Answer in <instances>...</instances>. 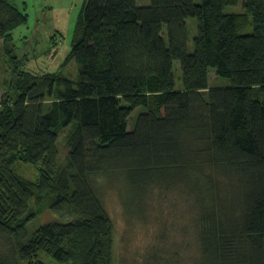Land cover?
Returning a JSON list of instances; mask_svg holds the SVG:
<instances>
[{"label": "trees", "instance_id": "trees-1", "mask_svg": "<svg viewBox=\"0 0 264 264\" xmlns=\"http://www.w3.org/2000/svg\"><path fill=\"white\" fill-rule=\"evenodd\" d=\"M237 4L86 0L65 61L75 60V79L13 67L14 91L0 101V264H47L41 253L111 264L107 182L118 184L131 215L126 192L144 202L143 214L152 191L181 189L198 245L189 264H264V0L226 10ZM188 17L197 20L192 51ZM26 20L0 0L5 42ZM210 68L230 86L210 87ZM64 128L69 152L59 163ZM15 161L36 166L37 179ZM45 209L53 219L34 225ZM176 256L156 248L138 264H178Z\"/></svg>", "mask_w": 264, "mask_h": 264}, {"label": "rangeland", "instance_id": "rangeland-1", "mask_svg": "<svg viewBox=\"0 0 264 264\" xmlns=\"http://www.w3.org/2000/svg\"><path fill=\"white\" fill-rule=\"evenodd\" d=\"M27 15L25 23L11 31V39L5 42L0 37V101L8 91H14L10 82L17 70L26 71L34 76L45 73H61L69 78L77 77L74 59L65 63L71 49L73 27L79 11L86 0H6ZM146 3L149 0H138ZM200 2V0H195ZM242 9V0L236 6H229L227 11ZM188 29L187 50H193V38L197 34L195 17L186 18ZM251 31L249 24L243 32ZM8 50H11L10 52ZM9 53L11 55H9ZM173 72L175 89L182 90V70L179 62L174 61ZM210 87L230 86V80L217 76L215 70H209ZM143 108H136L130 115V124ZM68 128L60 131L57 141L58 161L63 163L69 152L66 135ZM13 169L31 180H36V166L15 161ZM106 180H101L105 182ZM117 183H104L101 197L104 208L113 224V247L111 264H138L156 248L163 249V255L176 256L178 264H189L198 254L196 232L193 226L194 211L191 203L181 189L156 190L148 197L143 214L136 213L144 202H140L134 192H126L130 208L135 212L129 214ZM54 213L45 209L34 221V225L53 219ZM41 259L47 264L60 263L45 253Z\"/></svg>", "mask_w": 264, "mask_h": 264}]
</instances>
